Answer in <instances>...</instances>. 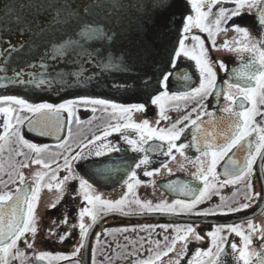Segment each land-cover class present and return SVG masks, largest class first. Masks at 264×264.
Returning <instances> with one entry per match:
<instances>
[{
	"label": "snow or ice",
	"instance_id": "snow-or-ice-1",
	"mask_svg": "<svg viewBox=\"0 0 264 264\" xmlns=\"http://www.w3.org/2000/svg\"><path fill=\"white\" fill-rule=\"evenodd\" d=\"M185 6H190V12L181 14L180 36L177 46L168 47L162 32L156 30V26L161 21H168L169 24H175L176 11L181 4V0H0V72L9 71L11 76L2 77L5 82H0V89H8L10 86H24L31 89L44 91L45 88L51 89L54 83L67 85L70 81L64 79L60 74L55 63L50 64L49 60L55 62L62 57L79 56L83 63L90 66L95 64L93 72L103 75L105 73L126 72L133 60L144 63L152 62V66L161 65L156 74V81L160 88L152 96L151 103L157 105L160 109V119L166 120L165 105L172 100H184L185 102L194 101L197 107L192 109L196 113V118L192 119V114L184 116L177 120L170 127L159 128L151 127L147 120L142 123H134L131 120L133 111H143L145 105L132 104L123 105L105 99L81 97L77 100H65L62 103L49 102H29L28 99L17 95H0V114L3 116V133L0 134V142L10 144L18 143L22 148L35 154L32 164L40 165L44 169H49V173H34V184H25V177L22 173H16L19 186L12 191H0V264H12L13 260L24 259V252L19 250L18 242L24 239L28 248H32L31 243H27L26 234L35 235L37 229L35 225L34 210L38 201V193L41 188L47 186L49 190L52 184L48 181L57 179L56 172L51 170V162H55V157L59 154L49 153L47 145H40L30 142L21 134L22 127L26 126L30 132H35L38 136L54 135L61 131L64 124L61 121V113H67V125L73 122L74 110L78 105L85 107L91 105L92 111H97V106H101L106 112L111 109V115L118 116L124 120V123L115 125L103 130L102 135H96L90 139L79 151L71 152L67 146V140L60 142L56 147L63 148L64 155L63 170L69 175L55 185L57 191H64V182L68 181L73 174L71 161H88L95 157V163L102 165L105 163L104 157H110L112 153H121L131 151L133 153H144L134 161V166L130 167L127 184V192L124 196L115 201L104 200L94 192L92 183L88 179L78 177L79 194L91 207H82L78 211L79 230L81 243L72 254L73 257L79 254L80 250L86 246L90 230L96 226L101 216H107L109 213H119L122 216L145 215L152 213H164L171 215L186 214L199 217H209L217 215H229L247 210L252 206L253 200L264 202V190L256 192L251 181V176L255 171L254 165L257 159L260 160L261 171L264 172V0H208L207 10H204L205 0H183ZM222 3H234L235 8L228 9L219 7L218 11L213 13V8ZM257 10V24L259 34L253 35L250 31L239 25H232L233 30L242 38L235 41V47L225 41L223 48L237 53H248L245 60L241 57L239 68L233 70V74L225 81L227 90L216 88V73L206 55L205 41L199 35H192L193 46L189 48L185 41L189 39V33L193 28L201 33H206L208 40L213 48L216 47L215 36L226 31L222 25L227 24L234 17L241 16L243 8ZM214 19L210 20V17ZM150 26H152L150 28ZM150 31L152 32L149 35ZM100 41L105 51L112 49L111 56H104L98 51H88L89 41ZM125 43L117 47V42ZM43 50V51H41ZM183 56L189 60L195 61V66L200 75L199 86L191 90L169 94L168 86L171 83L172 71L179 70V58ZM100 57V59H97ZM39 61V68L45 69L40 73L41 78H36L26 69L35 68L32 61ZM106 62H101V61ZM221 70H226L224 62L219 63ZM170 69L172 71H170ZM51 79L43 78L45 75ZM75 76L78 82L84 75V70L78 73H68ZM27 77V78H26ZM142 79V78H141ZM184 80L190 79L187 74L183 75ZM236 81V82H230ZM151 81L143 84L144 88H149ZM235 90V93L232 90ZM221 92L229 105L221 111L225 116L220 119H227V130L221 131L219 136L223 142L217 141V134L213 132L205 133V140L201 145L197 136L193 135V144L177 146L176 141L180 139L185 130V121L199 129L198 121L201 117L207 115L214 119L211 112L199 111L200 102L208 99L213 93L217 97ZM37 99H43L37 97ZM260 117V121H257ZM76 123H80L76 120ZM133 130L137 137L130 138L123 134V130ZM113 132L121 133V139L125 141L128 148H122L118 144L108 141L106 138ZM255 135L256 140L253 143L249 138ZM207 137H211L208 139ZM59 140V136H57ZM99 141V143H97ZM150 141H159L160 143L149 145ZM247 144V153L243 163L237 159L229 158L224 167L223 177L220 181L216 171L217 165L225 157L238 147ZM92 145L87 152L84 148ZM145 145L149 147L145 148ZM166 145V150H165ZM185 147H195L196 151L204 158H209L206 171L203 168L198 173L192 174L195 180H198L203 187L198 188L189 184L172 185L168 188L173 192H179L181 196L190 197L185 201L175 199L172 204L160 202L152 204L140 199H129V193L139 184L137 180V169L148 165L150 159L147 153H157L164 156H171L173 149L184 153L181 149ZM0 151H3V144H0ZM17 156H25L22 151H16ZM45 154L53 157L52 161L45 160ZM14 167V165L12 166ZM22 167L27 168L29 164L24 162ZM166 167V164L164 165ZM60 166L58 165L57 170ZM108 169L97 168L98 173H103ZM159 169L148 171L145 169L144 175L153 176ZM9 173V181H0L7 188L8 183H16ZM134 181L135 183H129ZM244 185V203H236L233 207L231 203L225 201L221 196V204L201 208L199 205L205 203L210 198V190L228 185ZM134 205V207H133ZM55 207V204L52 205ZM90 217L91 223L85 224L84 218ZM247 220V229H243L239 224L219 225L214 230L207 233L211 238V247L207 250L197 249L195 254V264H227L223 259L226 255V249L229 246L228 236L234 234L241 243L230 244L231 252L235 264H264V228L252 223L251 218ZM67 223V220L64 221ZM157 226H144L140 231H148L151 236L152 231ZM168 231V225H158ZM176 232L169 242V237L164 236V247H160V242H155L156 250L151 247L147 249L149 255L146 259H135L133 264H157L163 257L169 256L174 251L178 241L185 242L187 248V239L190 234L194 235L197 241L202 240L199 233L194 231L191 225L177 227L173 229ZM51 231V230H50ZM109 230H105L107 233ZM121 232L129 231L128 228L120 229ZM131 231H136L135 228ZM227 233V234H225ZM68 234L60 235L63 241ZM100 233H97L99 242ZM260 242L261 251H250L253 247V236ZM127 239V237H126ZM140 247L144 243L152 244L150 239L145 241L140 238ZM96 249L93 248L95 255ZM129 256L136 255V249L133 248ZM207 257V261L200 259ZM183 258L181 255L174 264H180ZM37 261L47 260L52 264L54 260L70 259L64 255H51L50 253H41L35 256ZM171 261V257H169ZM95 264V261H94ZM188 264H193L189 261Z\"/></svg>",
	"mask_w": 264,
	"mask_h": 264
},
{
	"label": "flooded vegetation",
	"instance_id": "flooded-vegetation-1",
	"mask_svg": "<svg viewBox=\"0 0 264 264\" xmlns=\"http://www.w3.org/2000/svg\"><path fill=\"white\" fill-rule=\"evenodd\" d=\"M208 7V0H205L204 10ZM219 7H225L228 9L235 8L234 3H222L216 5L213 8V13L218 11ZM177 15L181 17V14L190 12V6H185L183 0H181L180 7L175 10ZM242 15L234 17L227 24L222 25V28H226V31H221L215 36L216 47L213 48L211 42L208 40L206 33H201L198 29L193 28L189 33V39L185 41L186 46L191 48L194 42L191 40L192 35H199L205 41L206 55L209 59L213 71L216 73V88L227 90V84L225 83L229 77L232 76L233 70L239 68L241 63V57L245 60L248 58V53H237L234 51L225 50L222 46L225 41L235 47V41L242 39L232 28V25H239L247 28L253 35L259 34V26L257 24V10L255 8L249 9L245 6L242 10ZM214 19V16L210 17V20ZM181 28V22L179 32ZM224 62L226 70H221L219 67L220 62ZM170 71H172L170 69ZM187 74L190 79L184 80L183 75ZM200 82V75L195 66V61L189 60L186 57L181 56L179 58V70L172 71L171 83L168 86L169 94L180 93L191 90L198 87ZM236 82V81H230ZM139 86H135L134 89H130L127 93L128 100L124 102H117L123 105L143 104L145 109L143 111H133L131 114V120L134 123H142L147 120L151 127L166 128L170 127L177 120H181L189 113L192 114V119L196 118V113L192 112L194 107H197L194 101L185 102L184 100H172L165 105L166 120H161L157 125V120L160 119V109L157 105L151 103L152 98H147L146 90H138ZM164 89L160 88L162 92ZM235 93V90H232ZM116 103V102H115ZM201 107L199 111L211 112L214 114V119L204 115L201 120L198 121L199 129L192 126L190 121H185V130L180 136V139L176 141L177 146L180 144L191 145L193 144V135L198 138V142L202 145L205 140V133L213 132L217 134V141L222 143L223 138L219 136L221 131L227 130V119L221 120V116L225 114L221 111L224 107L229 105V102L224 99V94L221 92L217 97L213 93L208 99L200 102ZM68 114L61 113V121L64 124L63 129L59 132V140L55 141L52 138L54 135L41 136L45 141L38 140L36 138H30L24 136L22 129L21 134L25 139L30 142L40 145H47L49 153L59 154L55 157V162H51V170L56 172L57 179L54 181H48L52 184L51 190L47 186L41 188L38 193V201L34 210L35 227L37 229L35 235L27 233V243L33 245L32 248H28L24 239L18 242L19 250L24 252L25 256L22 260H13L12 264H48L47 260L37 261L35 256L41 253H50L51 255H64L70 257L67 260H54L52 264H133L135 259H146L149 255L147 249L152 248L156 250L155 242H160V247L163 248L165 241L164 236L169 237V242L176 236V232L173 230L177 227H184L191 225L196 233H199L202 240L197 241L194 235L190 234L186 243L178 241L174 247V251L169 253V256L163 257L162 261H158L157 264H174L175 260L181 255L183 258L180 260V264H188L191 260L195 264V254L197 249L207 250L211 247V238L207 236V233L214 230L216 226L239 224L243 229H247V220L245 217L251 218L252 223L264 228V202L258 200L252 201V206L245 211L229 214V215H217L209 217H199L186 214H164V213H152L145 215H131L122 216L119 213H109L107 216H101L98 219V223L90 230V234L86 241V246L82 248L79 254L73 257V253L80 246L81 237L78 227L79 218L78 211L82 207H91L87 205L86 201L79 194V179L83 177L88 179L93 185L94 192L92 194L101 196L104 200L115 201L121 199L125 192H127V184L125 181L128 179V173L130 172V165L134 166V161L144 155V153H133L131 151L112 153L110 157H104L105 161L102 165L95 163L96 158L92 157L88 161H71L73 174L68 181L64 182V191H57L55 185L63 180V178L69 173L63 170V157L69 153L65 152L63 148L56 147L58 143L67 140V146L70 147L71 152L79 151L84 144L96 135H102L104 129L109 128L116 123H124V120L119 119L118 116L111 115V109L107 112L101 107L97 106V111L93 113L92 106L85 107L83 104L77 106L73 114V122L69 126L67 125ZM80 123H76V120ZM260 117H257V121H260ZM3 133V116L0 114V134ZM123 134L128 135L130 138L135 139L137 134L130 129L123 130ZM30 135V133L28 134ZM33 137L35 135L33 134ZM211 139V137H207ZM112 143L118 144L122 148L127 149L128 145L123 139H121V133L113 132L111 136L106 138ZM255 143L256 137L253 135L249 138ZM99 143V141L97 142ZM160 143L159 141H150L149 145ZM3 144V151H0V181H9V173L13 174V179L16 183H8L7 188L0 183V191H12L19 186L18 176L16 173H22L25 177V184H34V173H49V169H44L40 165L32 164V160L35 159V154L29 152L28 149L22 148L18 143ZM145 145V148L149 147ZM92 145L88 148H84L83 151L87 152ZM22 150L25 156H17L16 151ZM166 150V145H165ZM184 153L180 155L175 149L171 156H164L157 153H147L150 159L148 165L142 166L137 169V180L139 184L133 189L132 193H129V199H140L141 201H148L152 204L160 202H166L172 204L175 199L189 200L188 196H181L179 192L173 193L168 185H181L189 184L202 188L203 185L195 180L192 174L198 173V170L203 164V168L206 171L208 167L209 158H204L195 147H185L181 149ZM247 153V144L243 147L234 149L229 157H225L217 165L218 179L222 181L224 179L223 172L224 167L227 165V160L231 157L237 159L240 163H243ZM45 160L52 161L53 157L45 154L43 157ZM28 163L29 167H22V163ZM260 160L257 159L254 165L255 171L251 176L252 184L256 192L264 190V172L260 168ZM166 164V167L164 165ZM14 165V167H12ZM58 165L60 166L57 170ZM106 168L108 171L98 173L97 168ZM153 171L159 169L158 172H154L153 176L147 177L143 173L144 171ZM129 183H135L134 181H128ZM244 185H228L224 187H216L210 190V198L205 203L199 205L201 208H208L221 204V196L225 198V201L231 203L233 207L236 203H244ZM55 204V207L52 205ZM134 207V205H133ZM157 215V221L153 222H137L131 221L129 218H140L146 216ZM65 219L67 223H65ZM84 223H91L90 217L84 218ZM158 225H168L167 232ZM144 226H157L149 236L148 231H140L139 229ZM128 228L129 231L121 232L120 229ZM135 228L136 231H131ZM109 230L107 233L105 230ZM51 230V231H50ZM97 233H100L99 242L97 241ZM66 235V238L61 241L60 235ZM227 234V233H225ZM127 237V239H126ZM144 237L145 241L151 240L152 244L144 243V247L141 248L140 238ZM232 242L241 243L240 239L234 234L228 236V247L226 249V255L223 259L227 264H235L233 254L231 252L230 244ZM259 241L256 236H253V247L250 251H261ZM93 248L96 249L95 255L93 254ZM136 249L135 256H129L128 253ZM171 257V261L169 259ZM207 261V257H201Z\"/></svg>",
	"mask_w": 264,
	"mask_h": 264
},
{
	"label": "water",
	"instance_id": "water-1",
	"mask_svg": "<svg viewBox=\"0 0 264 264\" xmlns=\"http://www.w3.org/2000/svg\"><path fill=\"white\" fill-rule=\"evenodd\" d=\"M174 19V25L169 24L168 21H161L160 24L156 26V30L163 33L169 48L177 46L178 38L180 36V32L178 30L181 20L177 13ZM151 27L152 26H150V28ZM151 34L152 32L150 31L149 35ZM123 43L125 42L118 41L117 47ZM94 50L101 52L104 56L112 55V49L109 48L105 51L98 40L88 42V51L92 52ZM82 59L83 58L79 56H72L59 58L55 62L49 60L50 64L55 63L58 72L64 75V79L66 81H70L67 85L54 83L51 89L45 88L44 91H40L39 89L30 90L31 86L24 87L15 85L10 86L8 89H0V95H17L28 99L29 102L62 103L65 100H77L81 97H89L105 99L117 103L127 101L128 91L130 89H134L135 86H139L137 89H141V91L145 89L147 93L146 97L148 99L152 98L157 89L160 90V86L155 77L160 70L161 65L153 67L151 61L144 63L133 60L126 72L105 73L100 75L98 74V70H96V73L93 72L95 64L90 66L88 63H83L81 67ZM97 59H100V57H97ZM101 62L106 61L102 60ZM32 63L35 64L36 67L26 69V71L31 72L36 78H41L40 73L45 72V69L39 68L38 60H34ZM82 70H84V75L80 78L82 82H78L75 76L68 75V73H78ZM11 75L12 73L7 70L0 72V78ZM43 78L51 79V77L47 74ZM149 80L151 81V86L149 88H144L143 84ZM0 82L5 81L0 79ZM37 97H41L43 99H37ZM22 132L24 136H28L31 139L36 138L42 141L46 140L43 137L36 135L35 132H30L26 126L23 127ZM59 132L54 134L55 137L52 138L53 140L58 141L57 136H59ZM29 133L30 135H28ZM33 134L35 137H33ZM129 219L137 222H155L159 220L157 215Z\"/></svg>",
	"mask_w": 264,
	"mask_h": 264
}]
</instances>
